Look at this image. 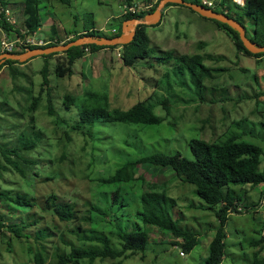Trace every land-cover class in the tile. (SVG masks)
I'll list each match as a JSON object with an SVG mask.
<instances>
[{"label":"rangeland","instance_id":"rangeland-1","mask_svg":"<svg viewBox=\"0 0 264 264\" xmlns=\"http://www.w3.org/2000/svg\"><path fill=\"white\" fill-rule=\"evenodd\" d=\"M4 1L13 9L16 28L23 29L25 0ZM41 1V29L53 42L66 43L71 39L68 36L92 24L111 35L124 22V0ZM134 1L140 8L156 2ZM147 32L153 47L151 59L132 67L125 66L122 50L116 48L91 54L85 49L83 58L74 63L72 75L65 77L56 74L58 57L39 56L0 71V144L16 149V155L21 150L20 155L35 162L27 176L11 167L0 171V191L34 202L33 208L24 210L0 201L5 225L0 229V264H38L37 254L43 255L44 264H55L56 254L69 252L72 246L82 242L97 245L85 239L94 234L108 236L112 245L121 249L120 232L137 231L138 227L149 235L145 257L138 254L123 264H206L219 227V208L207 209L194 186L178 180L171 169L149 165H140L136 179L129 183L108 186L99 178L158 152H179L192 159L193 139L222 142L241 134L242 141L258 145L264 152V57L239 52L227 31L183 6L167 8L161 24L148 26ZM5 35L10 40L16 37L15 32L0 30V46ZM195 54L203 55L204 66L211 71L202 83L177 61L178 56ZM46 64L48 86L43 85L42 76ZM87 91L107 95L110 110H128L147 100L165 120L159 125L107 122L90 133L77 131L73 126L80 119L79 106ZM67 94L76 100L70 110L64 105ZM39 95L42 98L33 113L30 107ZM49 95L54 116L49 114ZM164 98L170 103L169 115L160 105ZM31 116L36 120L35 129ZM151 183L166 184L169 195L177 200V206L170 209L173 218L198 234L199 243L190 253L173 245L180 242L171 233L145 228L140 221L141 198ZM231 188L243 193L245 211L228 217L222 264H253L251 242L264 237V184L253 189ZM52 195L59 203L74 206L72 222L61 221L48 208L47 199ZM13 224L24 228L21 237L7 229ZM111 262L98 260L94 264Z\"/></svg>","mask_w":264,"mask_h":264},{"label":"trees","instance_id":"trees-1","mask_svg":"<svg viewBox=\"0 0 264 264\" xmlns=\"http://www.w3.org/2000/svg\"><path fill=\"white\" fill-rule=\"evenodd\" d=\"M5 6L8 3L1 0ZM69 3L70 0H63ZM161 0H158L155 6L150 11H142L135 14H128L123 21L130 19H144L147 15L153 14ZM190 3L200 5L199 0H185ZM41 0H25L24 1V28L17 29L15 25L4 22L1 25L9 33L24 37L33 35L43 27L41 18ZM124 4L129 6L136 4L134 0H124ZM170 6H179L176 4H168ZM222 7H218L215 11L225 13L228 17L239 21L246 29V35L258 46H264V0H248L244 7L230 0H224L221 3ZM193 11V10H192ZM220 27L227 31L239 52L253 55L256 58L264 57V54H252L245 47L237 30L231 28L229 25L215 21ZM159 26V25H157ZM147 25H140L137 28V33L134 40L123 46H106L101 47L97 45H87L83 47H73L64 53H55L45 58H60L57 59L56 74L59 77L72 75L74 63L84 56V50L89 49L92 53L103 49L122 50L121 60L127 67L134 66L137 62L151 59V51L153 50L151 38L147 32ZM56 31V29H53ZM85 34H77L75 40L81 36H99L114 38L120 36L122 33V23L118 33L108 35L105 32L96 29V27L88 26L85 28ZM22 31H25L23 33ZM56 34V32H55ZM54 36V35H53ZM52 36V37H53ZM69 42V41H68ZM66 42V43H68ZM57 43H51L44 48L52 47ZM39 47H28V49H37ZM26 51L16 50L15 54H22ZM0 54L2 52L0 51ZM160 60H163L160 57ZM177 61L181 66L191 71L198 80L202 83L205 77L211 72L204 66L203 55L195 54L192 56L182 55L177 57ZM20 63L18 61L8 60L1 67L0 71L8 65H15ZM43 85H50L49 69L47 64L42 70ZM42 96L35 97L30 107L31 112L37 110V104L40 102ZM99 100V102H96ZM49 114L55 115V107L52 104L51 96H48ZM75 98L67 94L64 98V105L67 110L75 106ZM78 103V102H77ZM106 106L104 107L103 104ZM161 106L166 110L167 115L170 114V103L167 98H164ZM109 102L107 95H101L92 91L85 93V100L80 105V119L73 126L74 129L83 133H90L97 128L98 124H105L107 122H119L123 124L134 125H159L164 122V118L155 114V107L148 104V101L139 102L128 110L108 108ZM34 116H31L30 123L35 129ZM241 134H233L227 137L222 142H207L201 139H193L190 143V149L193 155L192 159L184 157L181 153L174 154L154 153L149 156L129 161L121 168L116 170L113 175L108 177H100L99 181L104 185H119L132 182L136 179L137 171L140 165H149L152 167H161L164 169H171L174 177L181 180L185 184H190L195 187L196 195L206 204L207 209L215 210L216 217L219 221V227L215 236L213 237L206 264H222L225 257V227L229 215L233 212H240L245 209L241 204L243 193L232 190V186L249 187L253 189L259 185L264 184V169H261L263 149L255 144L242 141ZM1 145V144H0ZM3 146V145H1ZM5 147V146H3ZM7 148V147H5ZM16 149H2L0 148V171H7L9 167L18 170L22 176H27L28 170H32L35 166L33 160H28L26 155H16ZM4 162V164H3ZM148 185V184H147ZM247 194V193H246ZM0 201L9 202L23 208L24 210L34 207V202L23 195L11 196L8 191H0ZM116 202V200H115ZM48 208L61 221L72 222L76 218L74 206L71 204L59 203L55 195L49 196L47 199ZM142 210L139 212L140 221L144 227L156 228L161 231H167L173 235L180 243H173V245H180L183 252L190 253L199 243L198 234L188 229L183 228L172 216L170 209L177 206V200L171 197L168 193L166 184L151 183L148 186V191L142 195L141 198ZM94 211L99 209L93 207ZM3 219L0 217V229L4 228ZM12 233L18 237L22 236L23 227L13 224L7 227ZM121 249H116L108 236L106 235H92L90 238H85L91 244L97 245L87 246L88 244L82 242L77 246H72L70 251L56 254L55 264H81V262H88L94 264L98 260H111L110 264H123L125 260L138 254L144 259V254L149 243V235L142 227H138L137 231H124L119 234ZM99 244L101 247H99ZM255 251L253 253V264H264V237L253 240L251 242ZM45 247V246H44ZM43 247L44 251L45 248ZM38 264H44L45 259L42 254L35 255Z\"/></svg>","mask_w":264,"mask_h":264},{"label":"water","instance_id":"water-1","mask_svg":"<svg viewBox=\"0 0 264 264\" xmlns=\"http://www.w3.org/2000/svg\"><path fill=\"white\" fill-rule=\"evenodd\" d=\"M168 4H177L185 6L194 12L198 13L200 16L219 21L221 23L229 25L231 28L237 30L240 38L244 44V47L252 54H264V46H258L246 35L245 27L237 20L228 17L224 13H219L212 9H207L206 7L194 3L187 2L185 0H161L156 11L147 15L143 20L141 19H130L123 22L122 33L120 36L114 38L99 37V36H88L84 35L75 40L68 42L63 45H55L47 48H37L27 50L22 54L15 53H2L0 54V67L8 60L18 61L20 63H26L39 56H48L55 53H64L73 47H83L87 45H97L101 47L106 46H123L130 44L137 33V27L140 25L155 26L160 23L163 18V13Z\"/></svg>","mask_w":264,"mask_h":264},{"label":"built area","instance_id":"built-area-1","mask_svg":"<svg viewBox=\"0 0 264 264\" xmlns=\"http://www.w3.org/2000/svg\"><path fill=\"white\" fill-rule=\"evenodd\" d=\"M201 3L205 6H208L210 8H215L220 5L221 0H200ZM155 3H152L150 5H147L145 8H140L139 5H127L125 4L123 7V15L128 14H135L140 11H146L153 8ZM13 11L10 7L5 6L0 1V30L1 31H7L4 29V27L1 25L4 22H8L11 24H14L15 21L12 19ZM102 32H106V29H101ZM25 33V32H23ZM117 33V32H116ZM113 34H115V31H113ZM16 37L12 40H10L7 35L4 36V38L1 40V51L2 52H8L11 53L16 50H24L28 49V47H44L51 43L50 40L46 39L45 37L42 38L41 35L38 33H34L33 35L22 37L20 35H15ZM87 53H89V49L85 50Z\"/></svg>","mask_w":264,"mask_h":264},{"label":"clouds","instance_id":"clouds-1","mask_svg":"<svg viewBox=\"0 0 264 264\" xmlns=\"http://www.w3.org/2000/svg\"><path fill=\"white\" fill-rule=\"evenodd\" d=\"M0 1H1V0H0ZM157 1H158V0H156L155 4L157 3ZM199 1H200V0H199ZM223 1H224V0H221L220 5L217 6V7H215V8H210V7H208V6L203 5L202 3H201L200 5L206 7L207 9H212V10L215 11L216 8H218V7L220 8V7H222V6H221V3H222ZM230 1H232V2H234V3H237V4H239L240 6L244 7V6L246 5V3H247L248 0H243L242 2H241V1H238V0H230ZM1 2H2V1H1ZM200 2H201V1H200ZM155 4H154V6H155ZM124 5H125V4H122V6H124ZM127 5H128V4H127ZM176 5H177V4H176ZM154 6H153V7H154ZM179 6H181V5H179ZM8 7H10V8L12 9V7H11L10 5H8ZM170 7H171V6H170ZM183 7H185V6H183ZM166 9H167V8H165V10H166ZM165 10H164V11H165ZM12 11H13V9H12ZM146 11H150V10H146ZM140 12H142V11H140ZM143 12H144V11H143ZM138 13H139V12H138ZM224 14H225V13H224ZM122 15H123V12H122ZM150 15H151V14H150ZM163 16H164V13H163ZM123 17H126V15H123ZM141 20H143V19H141ZM162 20H163V18H162ZM161 22H162V21H161ZM161 22L158 23V24H156L155 26L160 25ZM15 24H16V23H14L13 25H15ZM122 25H123V23H122ZM138 27H139V26H138ZM138 27H137V28H138ZM152 27H153V26H152ZM99 30L101 31V29H99ZM22 32H25V31H22ZM36 33H38L39 35H41L42 38L45 37L46 39L49 40V37L46 36L45 34L43 35L42 33H40V30H39L38 32H36ZM85 33H86V32H85ZM85 33H80V34H85ZM105 33H106V32H105ZM117 33H118V32H117ZM115 34H116V33H115ZM75 36H76V35H75ZM73 38H75V37H73ZM73 38H71V39H73ZM71 39H69V42H70ZM50 41H51V43L53 42V40H50ZM51 43H50V44H51ZM53 43H57V45H63L64 42H60V43H59L58 41H55V42H53ZM58 43H59V44H58ZM64 44H67V43H64ZM48 45H49V44H48ZM46 46H47V45H46ZM44 47H45V46H44ZM44 47H39V48H44ZM87 49H88V48H87ZM27 50H30V49H27ZM27 50H26V51H27ZM89 51H90V50H89ZM1 52H2V51H1ZM2 53H8V52H2ZM11 53H13V52H11ZM89 53L91 54L92 52L90 51ZM243 211H245V209H241V210H240V213L243 212ZM183 253H184V252H183Z\"/></svg>","mask_w":264,"mask_h":264},{"label":"crops","instance_id":"crops-1","mask_svg":"<svg viewBox=\"0 0 264 264\" xmlns=\"http://www.w3.org/2000/svg\"><path fill=\"white\" fill-rule=\"evenodd\" d=\"M87 30H85V28L83 29V30H81L80 32H78V33H74V34H72V35H70V36H68L67 38L69 39V38H73V37H75V35H77V34H80V33H85ZM40 33H42L43 35L45 34L46 36H47V34L44 32V31H42V29L40 30ZM104 50V49H103ZM102 50H100V51H98V53H100ZM97 53V52H96Z\"/></svg>","mask_w":264,"mask_h":264},{"label":"bare ground","instance_id":"bare-ground-1","mask_svg":"<svg viewBox=\"0 0 264 264\" xmlns=\"http://www.w3.org/2000/svg\"><path fill=\"white\" fill-rule=\"evenodd\" d=\"M238 1H241L242 2L243 0H238Z\"/></svg>","mask_w":264,"mask_h":264}]
</instances>
